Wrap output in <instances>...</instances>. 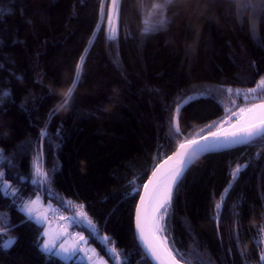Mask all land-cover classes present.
Here are the masks:
<instances>
[{"label":"trees","instance_id":"1","mask_svg":"<svg viewBox=\"0 0 264 264\" xmlns=\"http://www.w3.org/2000/svg\"><path fill=\"white\" fill-rule=\"evenodd\" d=\"M157 2L118 0L111 39L112 0H0V90L11 93L0 104V172L17 190L0 188L7 232L0 243L17 237L0 248V264H87L41 251L44 225L20 208L39 194L61 217L86 210L94 227L73 222L72 229L109 264L105 243L119 253L116 264H153L135 233L153 169L181 142L264 101V91L247 92L264 79V0H172L166 23L144 34ZM78 65L74 101L61 107ZM53 108L58 114L50 117ZM37 163L47 181L34 182ZM164 222L161 235L184 264H262L264 139L194 161L173 189Z\"/></svg>","mask_w":264,"mask_h":264},{"label":"snow or ice","instance_id":"2","mask_svg":"<svg viewBox=\"0 0 264 264\" xmlns=\"http://www.w3.org/2000/svg\"><path fill=\"white\" fill-rule=\"evenodd\" d=\"M172 3V0H158L157 3L153 4V13H155V23H153V15L152 13L149 14L148 19L146 20V26L144 28V34H149L156 30V25H164L166 23V16L165 10L167 7ZM249 5L245 4L242 5V8H246ZM118 7L119 3L118 0H112V8L113 12L117 16L118 22ZM4 9L0 8V12H3ZM7 11L11 12V9ZM103 11V10H102ZM113 12L109 13L108 22L112 25L111 28V39H115L118 33V27L113 24ZM253 39L258 40L256 37L255 32L253 31ZM261 46H264L262 44ZM83 60V58H82ZM82 72V65H78L76 69V74L73 77L71 86L68 88L67 93L63 97V104L61 107L69 105L74 101L75 98V89L79 84V76ZM229 92L232 89H228ZM240 90H237L239 92ZM257 91H264V79L257 84L255 88H250L247 90L248 93H256ZM11 93L9 90L3 89L0 90V104L3 103V97L9 96ZM49 95H55V92L51 88H49ZM191 99V98H189ZM187 101H185L186 103ZM179 107H177L176 115L173 117V127L175 131L179 132V120H178V113ZM58 114V109L53 108L49 112L50 117H55ZM233 116H237L238 119L235 124L231 126L232 130L227 129H218L215 132H209L208 136H201L199 139H191L187 140L185 143L179 145V149L175 153V156L178 157L176 160V164L162 192L163 199L158 203L156 207V211H160L161 209L164 210V214H167V207L170 206L171 197H172V189L180 184L183 179V174L187 169L190 167L191 163L194 162L195 157L200 153H205L208 151H213L217 147L228 145V144H237V143H253L257 139H264V102L259 104H253L251 107L248 108H241L239 113H232ZM231 119V117H229ZM42 134L46 135V132H42ZM211 140V142H210ZM191 149V151H189ZM3 153V150L0 149V154ZM169 159H172L169 157ZM248 165H237L236 168L232 172L233 180L238 178L240 172L246 168ZM35 173L36 176L40 178L39 181L34 182H44L48 180V174L45 172L37 163L35 166ZM155 176V173H153ZM3 173H0V188H4L9 194L15 196L17 195V190L12 189L10 186H7L2 179ZM21 179H24L21 177ZM134 185V181H130ZM135 190V188H133ZM227 191V189H226ZM143 203V198H142ZM37 202L33 200L23 201L20 202L21 211L26 213L27 220H34L39 221L41 223L47 222V217L44 215L43 212L39 211L36 207ZM81 208L83 206H80ZM217 209L222 208V203H217ZM78 218L86 221L90 227H94L92 222L87 219V213L80 211L78 214ZM164 220V216L161 215L158 220L155 222L154 228L151 230L150 233L146 234L143 223L141 221L140 211L137 212V229L139 230V237L144 244L146 249V254L149 258L158 261V264H179V261L176 259V256L179 255V250H176L174 253L170 247L162 240L159 236L156 235L158 232H164L166 230L167 224L166 222L160 223V221ZM258 237L257 243L264 244V226H260L258 229ZM7 235V232L4 229H0V240ZM45 236H48V233H44ZM64 233H58L55 236H48L47 239L43 241L39 245L42 252L50 255V256H57L60 257L61 253L69 254L78 252L81 249L77 247L79 241H76L71 248L65 247L63 243L59 245L57 248V240L63 236ZM79 235V234H77ZM85 238L80 236L79 240L83 241ZM102 240L105 242L108 240V237H101ZM166 239V238H165ZM17 237L9 236L6 241L0 243V248L4 250L9 249L13 244L16 243ZM105 248L108 253H111L110 259H113L114 264H116V257L119 256V253L116 252L115 248H111L105 243ZM94 254V253H93ZM243 256V252H241ZM183 258V257H181ZM261 261L264 264V253L261 254ZM89 260L92 259L91 256L88 257ZM122 264H128L125 260Z\"/></svg>","mask_w":264,"mask_h":264},{"label":"rangeland","instance_id":"3","mask_svg":"<svg viewBox=\"0 0 264 264\" xmlns=\"http://www.w3.org/2000/svg\"><path fill=\"white\" fill-rule=\"evenodd\" d=\"M111 12H113V8L111 7ZM112 19H113V24L114 25H116V26H118V22H117V16H116V14L113 12V17H112ZM108 25H109V28H110V32H111V28H112V25H110L109 24V22H108ZM236 113H239V111L238 112H236ZM177 114V113H176ZM175 114V115H176ZM233 118L234 119H238V117L237 116H233ZM228 120H226L225 122H223V123H221L217 128H216V131L218 130V129H227V128H231V127H227L229 124H230V122H227ZM1 149V148H0ZM2 157H3V155L2 154H0V162L2 161ZM0 173H3V171H1ZM2 179H3V181L5 182V184L7 185V186H9V181L8 180H6L5 178H4V173H3V177H2ZM3 189V191L5 192V193H8L4 188H2ZM42 197V196H41ZM29 200H33V201H36L37 202V204H36V207L39 209V211H41V212H43L44 213V215L47 217V222H43V223H41V222H39V223H41V224H43L44 226H45V230H44V233L45 232H47L48 233V236H55V234H54V232H53V229L54 228H57V226H60L59 224L62 222V226H65V224H67V226H71L72 225V223L73 222H86V221H83L82 219H79L78 218V213L80 212V211H83V212H85V213H87L86 212V210H84V209H79V210H77V211H75V212H66V213H63L62 214V217H61V220H59V219H57L56 217H52L53 218V221H50L49 220V217H48V212L44 209V201H43V197H42V199L40 198V194L38 195V196H35L33 199H27V200H24V201H29ZM168 208V207H167ZM56 209V208H55ZM161 215H163L164 216V210L162 209V214ZM87 219L88 220H90V217H89V215H88V213H87ZM52 222H54V223H52ZM65 223V224H64ZM63 231H61V232H63L64 233V235L61 237V243H63L64 245H65V247L67 246V247H69V248H71L72 246H73V244H74V241H73V239H72V236H70L68 233H67V231L65 230V228H61ZM79 235L78 236H76L77 238H79L80 236H83L86 240H87V237L83 234V233H81V232H77ZM160 234H161V232H160ZM48 236H46V239L48 238ZM13 237V236H12ZM161 237H162V235H161ZM162 239H163V237H162ZM7 240V238L4 240V241H6ZM164 240V239H163ZM3 241V242H4ZM58 241V240H57ZM2 242V243H3ZM57 243V242H56ZM60 242L58 243V245H57V247H59V245L61 244ZM80 252L81 253H85L86 255H87V257H89V256H91L92 257V259L91 260H89V262L91 263V264H109L108 263V261H107V259L103 256V255H101L100 253H98L97 251H96V248L94 247V245H92V244H90L88 241H87V244L83 247V248H81V250H80ZM94 253V254H93ZM62 254V258H64V259H66V260H69V259H71V258H75V257H80V258H82V254H79V251L78 252H74V253H69V254H65V253H61ZM78 254H79V256H78Z\"/></svg>","mask_w":264,"mask_h":264},{"label":"water","instance_id":"4","mask_svg":"<svg viewBox=\"0 0 264 264\" xmlns=\"http://www.w3.org/2000/svg\"><path fill=\"white\" fill-rule=\"evenodd\" d=\"M259 103H261V102L254 103V104H259ZM249 107H251V105ZM245 108H248V107H245ZM236 121H237V119H233L231 121L228 120L227 122H230V124L227 127H231L233 124L236 123ZM227 130H232V129L231 128H227ZM215 131H216V129L214 131H212V132H215ZM208 135H209V133L201 135V136H208ZM201 136H198V137H195V138H192V139H199ZM188 140H191V139H188ZM186 141L187 140L181 142L180 144L185 143ZM210 142H211V140H210ZM179 145L172 153H170L168 156H166L163 160H161L156 165V167L153 169V171L149 175L147 181L145 182V184H144V186H143V188L141 190L139 199H138V203H137L136 210H135V233H136L137 240H138L141 248L144 250L145 254H146V249L144 247L143 242L141 241V239L139 237V230L137 229V226H136L137 225V212H138V210L140 211L141 221L143 223V226H144V229H145V233L146 234L150 233L151 230H150L149 222H148V214H149L150 203H151V200L153 198V195H154L155 190L158 187V185L174 169L175 164H176V160L178 159V157L175 156V153L178 150H180L179 149ZM241 145H244V144L243 143H237V144H228V145L217 147L213 151H208V152H205V153L198 154L195 157L194 161H196L197 159H199L200 157L204 156L207 153L228 150V149H232V148H235V147H238V146H241ZM180 151H183V150H180ZM189 151H191V149H189ZM169 157H171L172 159H169ZM153 173H155V176L153 175ZM142 198H143V203H142ZM218 224H219V219H218ZM149 259H150V261L153 264H158V261H156L154 259H151V258H149ZM179 264H184V263L179 261Z\"/></svg>","mask_w":264,"mask_h":264},{"label":"crops","instance_id":"5","mask_svg":"<svg viewBox=\"0 0 264 264\" xmlns=\"http://www.w3.org/2000/svg\"><path fill=\"white\" fill-rule=\"evenodd\" d=\"M38 196V195H37ZM40 198L42 199V197H41V195H40ZM44 209L48 212V215H49V212H53V211H55L56 209H55V207L54 206H52V205H49V204H44ZM52 223H54V222H52ZM62 224V222L59 224L60 226H57V228H54L53 229V232H54V234L56 235V234H58V233H61V231H63L61 228H65V230L67 231V233L70 235V236H72V239H73V241H74V243L76 242V241H79V244L77 245V247L78 248H83L86 244H87V241L88 240H86V239H84L83 241H80L79 240V238H77L76 236H78L77 234V230L76 229H72V226H67V224H65V226H62L61 225ZM44 230H45V226H44ZM80 232V231H79ZM62 237V236H61ZM46 239V236L44 237V239H43V241ZM61 239V238H60ZM58 240L57 241V245H58V243L60 242L61 243V240ZM43 241H42V243H43ZM67 247V246H66ZM58 248V247H57ZM79 254H82V258H80V257H75L77 260H79V261H84V262H86L87 264H91L90 262H89V260H88V257H87V255L85 254V253H81L80 251H79ZM79 254H78V256H79ZM60 256H62V254L60 255ZM72 259V258H71Z\"/></svg>","mask_w":264,"mask_h":264},{"label":"bare ground","instance_id":"6","mask_svg":"<svg viewBox=\"0 0 264 264\" xmlns=\"http://www.w3.org/2000/svg\"><path fill=\"white\" fill-rule=\"evenodd\" d=\"M169 176H170V174L167 175L161 181V183L156 188L155 193L153 195V198L151 200L150 207H149V214H148V222H149L150 230H152L154 228L155 222L158 220V218L162 214V209L160 211H156V207H157L158 203L163 199L162 192L164 190V187L166 185V182H167ZM172 191H173V189H172ZM160 223H162V221H160ZM156 235L159 236L161 239L163 237V236L161 237L160 232L156 233Z\"/></svg>","mask_w":264,"mask_h":264},{"label":"built area","instance_id":"7","mask_svg":"<svg viewBox=\"0 0 264 264\" xmlns=\"http://www.w3.org/2000/svg\"><path fill=\"white\" fill-rule=\"evenodd\" d=\"M50 217H56L57 219L61 220V215L58 213L57 210L49 212Z\"/></svg>","mask_w":264,"mask_h":264}]
</instances>
